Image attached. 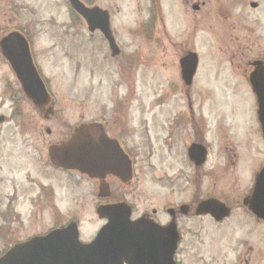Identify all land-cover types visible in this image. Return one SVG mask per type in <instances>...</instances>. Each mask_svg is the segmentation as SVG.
Wrapping results in <instances>:
<instances>
[{
  "label": "rangeland",
  "instance_id": "374dc122",
  "mask_svg": "<svg viewBox=\"0 0 264 264\" xmlns=\"http://www.w3.org/2000/svg\"><path fill=\"white\" fill-rule=\"evenodd\" d=\"M6 1L0 0V11ZM8 1L16 4L19 16L12 25L0 29L4 32L9 27L24 28L28 24L26 33L32 54L55 100L54 115L51 113L49 121H40L38 114L34 117L44 129H50V142H60L63 132L70 136L79 125L95 123L97 108L116 101L122 94L110 93V78L99 67L94 68L95 61L99 65L101 59L99 55L95 58V42L85 27L73 24L74 16L66 0ZM81 1L109 7L111 25L120 41L131 48L141 43L132 33L148 20L153 0ZM202 1L205 0H154L155 21L160 18L166 30L177 38L178 50L187 44L198 56L200 83L196 89L203 92L192 91L191 101L195 117L202 112L207 121V126L201 125L207 160L197 168L200 178L188 187L180 181L172 182L176 176L192 174L189 162L184 160L179 140L173 148L167 147L164 131L155 128L151 121L156 118L163 123L170 112L185 109L190 102L187 93L161 94L167 103L161 116H151L142 109L158 101L160 93L156 92L167 89V83L177 76L178 61L156 54L147 58L145 63L150 66L141 68L133 83L131 80L127 95L129 121L134 127L131 140L139 144L138 161L128 190H119L136 207L137 215L143 206L176 204L191 197L192 202L203 197L230 201L232 212L223 224L215 227L205 223L200 236H186L179 254L181 264H264V226L254 221L242 205L250 194L255 174L264 164V140L255 118V99L231 64H240L238 54H245V60L264 56V0H206L204 6ZM251 2L261 3L262 7L255 10L249 6ZM193 5L199 6V11L193 10ZM234 37L238 39L235 43L231 40ZM1 87L0 84V90ZM144 119L148 120L150 139L145 134ZM34 136V140L38 139L36 133ZM0 165L5 168V159H0ZM65 178L63 184H57L55 207L62 211V221L75 220L81 240L89 241L104 223L95 212L101 200L92 199V185L77 174L66 173ZM161 219L165 221L164 217Z\"/></svg>",
  "mask_w": 264,
  "mask_h": 264
},
{
  "label": "flooded vegetation",
  "instance_id": "af4514ba",
  "mask_svg": "<svg viewBox=\"0 0 264 264\" xmlns=\"http://www.w3.org/2000/svg\"><path fill=\"white\" fill-rule=\"evenodd\" d=\"M81 2L89 8H97L102 11L94 21L95 27L100 23H105L106 18L109 19L108 26L113 39L112 45L97 28L90 33L93 42H95L93 49L96 53L95 58L98 55L101 57L99 65L97 64L98 61H95L94 68L96 69L99 67V69L104 72L105 76L110 78L108 81L110 83L108 86V91H111L110 93L116 92L122 94L116 101H111L106 103L103 107H98L94 122L100 126L111 141L116 143L122 155L131 161L133 173L136 171L137 167L139 144H135L131 140L134 136L132 133L134 127L130 125L129 121L130 106L127 97L129 88L131 87V80L133 83L135 78L138 77L141 68L150 66L145 62L148 61L147 58L150 59L156 54L157 57L165 59L174 57L168 59V61H174L176 63L178 61L175 69L178 79L176 76V79L169 81L166 85L167 89L156 92L160 93V96L157 98L158 101L150 103L142 109L148 111V114L151 116H161L162 108L167 104L164 102V98L161 94H167L168 92L173 94L181 92L187 93L190 102L186 103L185 109H181L180 111H176L175 109L173 112H170L168 118L163 123L156 118H151V121L154 122L155 128L159 131H164L165 137L163 140L167 143V147L173 148L174 142H176L177 139L179 140L182 155L183 151L185 154V156H183L184 160L187 163L189 162L188 168L192 174L190 176L187 175L188 177L185 175L176 176L173 178L172 182L180 181V183L184 184L186 187L193 185L194 181L200 178L199 173L196 174V171L198 170L197 168L203 166V162L199 161L196 150L192 153L195 156L194 160H190L188 150L193 146H196L200 150L201 148H207L204 131L201 126H207V121L203 119L204 116L202 112H198L201 113L202 116L197 113L196 116L198 117H195L191 101V92L194 90L200 91V89H196L199 88L200 83L197 76L199 64L197 63V69L193 75L191 84L187 85L183 81L181 75L180 61L194 51L190 50L187 44H185L182 49L178 50L179 44L176 42L177 38L166 30L160 18L158 21L149 22V26L146 24L140 27L142 31L138 33V36L132 33L141 43L134 45L132 48L130 45L126 46L117 37L115 29H113L111 25L109 7L100 6L96 2H93L91 5L83 1ZM6 3L9 4L8 9H5ZM6 3L3 7V11H0V28L1 26L6 27L7 25H12L13 21L19 16L15 7L16 4L8 0ZM252 3L255 2L249 4L251 8H253L251 6ZM205 4L206 0L201 2L202 6ZM255 4L256 7L253 8L255 10L262 7L261 3H259V5H257V3ZM194 8H197L199 11V6L193 5L192 9ZM75 18L78 20H75ZM226 18L228 19V17ZM73 24L87 29L85 22L76 14H74ZM27 25L28 24H24V28L9 27L5 29L6 31L4 32L0 29V43L9 33L18 31L25 38L29 50L32 51L26 33ZM231 40L235 43L238 39L234 37ZM223 48L225 49L226 47ZM237 57L240 64L235 65L233 61H231V64L237 68V74L243 80L245 89L252 93L248 81L249 74L254 70L253 63L262 62L264 65V56L261 54L254 57L252 60L242 59L245 57V54L242 56L238 54ZM31 59L52 98V106L47 107V109L46 107L36 106L25 96L16 77V73L12 70L0 48V68H2L0 71V84L2 86L0 90V159H5V168L0 165V258L15 244L34 237L45 236L52 229L61 228L67 224L65 221H62V211L58 207H55L54 202L58 195L56 192V187H58L57 184H63V181L66 180V172L50 164L49 148L51 145L66 141L69 138V134L67 135L66 132H63L60 142H58V139L50 142V140L47 139L51 134L50 129L48 127L44 129L39 120L34 117L38 114L40 116V121H43V119L45 122L49 121L51 113V116L54 115L52 107L54 109L53 102L55 100L32 54ZM241 68H243V70H241ZM202 92L203 90L200 91V93ZM139 105L141 106V104ZM144 120L143 126L145 134L150 139L147 133L148 125L146 121L148 120ZM35 133L39 140H34ZM16 147L19 148L18 151ZM141 149L142 146L139 150L140 152L143 151ZM13 151L14 154L12 153ZM33 167L36 168L35 172L32 171ZM80 178L92 185V199L101 200L99 205L124 202L129 206L132 221L142 219L146 222H153L159 226L172 225L175 234L178 236L177 248L174 256L176 264H181L179 254L186 244V236H200L204 231L205 223H210L218 227L225 221L217 223L209 215L198 210V206L209 197H203L193 202L191 197L186 201H180L176 204L172 202L165 203L163 206L147 205L148 207L143 206L140 214L137 215L136 207L132 202H127L126 199L123 198L126 194L119 190L122 189L127 191L129 183L123 184L120 182L119 178L111 175L105 176L103 181L109 189V195L106 199H103L99 195L106 194L107 191L104 189L99 193V186L101 184L100 179H91L85 175H82ZM220 201L231 209L228 204L230 201L224 199ZM162 217L165 218L163 222L161 221ZM254 221L256 220L254 219ZM50 223L52 224L50 225Z\"/></svg>",
  "mask_w": 264,
  "mask_h": 264
},
{
  "label": "water",
  "instance_id": "95a60500",
  "mask_svg": "<svg viewBox=\"0 0 264 264\" xmlns=\"http://www.w3.org/2000/svg\"><path fill=\"white\" fill-rule=\"evenodd\" d=\"M69 2L84 18L89 31L99 28L106 38H110L107 18L105 23H100L97 27L94 25L100 14L99 10L88 9L78 0ZM0 47L25 93L36 105H40L46 96L45 90L33 68L25 41L20 35L13 33L3 39ZM257 65L258 69L251 75V81L257 98L258 120L264 136V87H260L264 82H256L261 79L264 81V67L261 63ZM195 66V55L190 54L181 61L182 76L187 84L190 83ZM193 150L197 151L198 157H204L203 150L196 146L192 147L191 151ZM121 154L116 143L94 125L76 129L68 142L53 146L49 150L52 164L59 168L77 170L91 178H103L112 174L126 181L130 175V166ZM244 205L258 219L264 221V166L256 175L252 193L244 200ZM199 206V210L211 214L217 220L229 214L227 208L214 200L203 202ZM97 213L107 223L92 243H80L76 225L71 223L46 237L15 245L0 258V264H175L173 255L178 236L172 225L161 228L142 219L131 222L130 211L125 204L101 206Z\"/></svg>",
  "mask_w": 264,
  "mask_h": 264
}]
</instances>
